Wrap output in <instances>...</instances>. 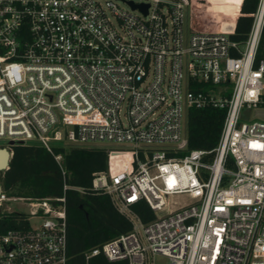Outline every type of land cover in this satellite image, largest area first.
Here are the masks:
<instances>
[{
  "label": "built area",
  "instance_id": "2783aa9c",
  "mask_svg": "<svg viewBox=\"0 0 264 264\" xmlns=\"http://www.w3.org/2000/svg\"><path fill=\"white\" fill-rule=\"evenodd\" d=\"M255 1L238 43L193 32L190 0H0V139L41 146L62 177L59 197L16 198L36 223L0 231V264H67L65 192L82 189L54 150L93 143L118 145L90 186L131 230L85 264H264V121L248 117L264 107ZM205 108L225 112L217 143L187 151L182 117ZM139 202L154 219L140 221Z\"/></svg>",
  "mask_w": 264,
  "mask_h": 264
},
{
  "label": "trees",
  "instance_id": "16d2710c",
  "mask_svg": "<svg viewBox=\"0 0 264 264\" xmlns=\"http://www.w3.org/2000/svg\"><path fill=\"white\" fill-rule=\"evenodd\" d=\"M255 0H190L189 21L193 32L218 31L242 43L246 39ZM256 59H264V22ZM224 110L191 109L187 114V151L211 150L217 143ZM8 168L0 173V186L6 198L44 199L62 195V177L54 158L37 144L10 147ZM63 157L65 182L82 189L65 192V232L67 264H85L83 253L131 230V224L112 205L109 197L91 189L94 173L107 169L106 148L98 146L56 147ZM142 223L154 219L145 203L132 208ZM28 216L18 212H0V231L27 228ZM87 264H126L108 262L96 256Z\"/></svg>",
  "mask_w": 264,
  "mask_h": 264
},
{
  "label": "rangeland",
  "instance_id": "374dc122",
  "mask_svg": "<svg viewBox=\"0 0 264 264\" xmlns=\"http://www.w3.org/2000/svg\"><path fill=\"white\" fill-rule=\"evenodd\" d=\"M103 1V0H100ZM124 6V5H122ZM125 7V6H124ZM248 117L250 121H264V107H258V108H252L249 112H248ZM186 116L185 114L182 117V133L183 135L186 132ZM85 146H98V147H104L107 149H112V148H117L118 145L116 144H111V143H93V144H86ZM7 148L5 141L0 139V148ZM3 172V171H1ZM0 172V173H1ZM173 200H177L179 202H188V198L186 196H178L176 198H173ZM2 209H4V211L7 212H18V213H23L26 215H29V223L34 225L36 223V220H34L33 215H32V207L27 203V202H20L18 199L16 198H7L6 201L3 202L2 204ZM164 260L163 259H157L156 260V264H164Z\"/></svg>",
  "mask_w": 264,
  "mask_h": 264
},
{
  "label": "water",
  "instance_id": "95a60500",
  "mask_svg": "<svg viewBox=\"0 0 264 264\" xmlns=\"http://www.w3.org/2000/svg\"><path fill=\"white\" fill-rule=\"evenodd\" d=\"M128 4L130 5V7L132 9L138 8L144 14L146 13V10H147L146 5H134L132 2H128ZM13 145H14L13 142H8L6 147H8L10 149V147ZM9 149H7L5 147L0 148V172L6 170L8 168L10 157H11V153L9 152ZM1 191H2V189L0 186V193H1Z\"/></svg>",
  "mask_w": 264,
  "mask_h": 264
}]
</instances>
